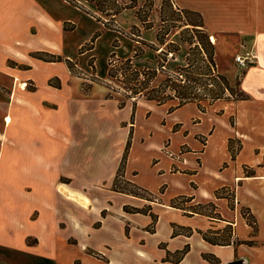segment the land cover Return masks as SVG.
<instances>
[{"label": "crops", "instance_id": "obj_1", "mask_svg": "<svg viewBox=\"0 0 264 264\" xmlns=\"http://www.w3.org/2000/svg\"><path fill=\"white\" fill-rule=\"evenodd\" d=\"M85 3L96 9L87 0H0V111L5 112L4 126L0 129V264H65L62 250L79 247L119 253L116 261L111 254L102 257L104 264H125L120 259L125 251L143 264H228L240 257H246L247 264H260L256 250L264 247L261 220L255 209L241 200L240 190L245 182L264 184V0H174L177 7L195 10L203 16L216 43L219 70L234 72L237 54L248 50L255 53L254 61L241 79L247 99L206 102L205 111L194 102L174 109L193 105L201 114L203 131L209 137L204 147H197L203 154V168L212 172H208L209 178H203V184L189 190L192 179L169 177L167 169L159 174L160 168L156 166L159 162L153 164V161L163 157H159L157 148L150 142L142 143L136 131L124 170L126 180L151 195L159 189L167 195L165 201L171 206L179 195L190 198L186 203L193 205H200L198 199L202 197L215 198L214 213L233 226L232 235L225 243L208 234L220 222L213 215L175 205L179 213L167 210L158 215L152 212L151 204L141 206L142 201L149 199L114 189L129 138L126 126L120 125L129 118L128 113H122L126 102L121 106L119 99L104 97L114 105L116 114H122L116 126L121 147L113 162L109 161L111 165L106 173H101V169L108 160L94 164L88 159V147L75 127L79 103L92 97L77 93V87L69 82L70 74L77 75L66 63L97 32L101 33L94 12L83 11ZM135 4L121 13L127 8L135 9L138 0ZM150 16L146 21L137 17L141 25H130V29L137 26L140 39L155 43L158 29L151 39L142 35V28L155 27ZM82 22L88 26L84 30L86 37L77 43L72 35ZM143 22L152 25L145 28ZM69 23L71 27H65ZM103 38L101 34L96 38L92 51ZM135 45L133 54L121 58L132 57L136 65L149 66L140 63L147 55L146 61L156 66L154 52L147 49L135 56ZM9 48L20 51L31 62ZM44 55L59 57L53 60ZM111 100L118 102L114 104ZM133 112L131 116L135 117ZM234 140L240 142L235 156L231 150ZM243 166L252 171L245 173ZM234 170L238 176L233 174ZM163 174L165 179L157 185V178ZM213 185L214 188H209ZM222 186H237L238 200L232 206L227 197L216 195ZM240 206L249 209L257 225L256 232L249 218L240 212ZM139 214L145 218L143 224L136 217ZM149 219L153 223L150 230ZM101 232L107 235L100 246L89 243L88 238ZM219 234L213 232L215 236ZM251 238L260 244H249ZM126 242L133 244L132 252L126 249ZM186 248V253L179 257ZM240 251L244 255L237 256ZM249 251L255 252L254 255ZM76 257L70 259V264Z\"/></svg>", "mask_w": 264, "mask_h": 264}, {"label": "rangeland", "instance_id": "obj_2", "mask_svg": "<svg viewBox=\"0 0 264 264\" xmlns=\"http://www.w3.org/2000/svg\"><path fill=\"white\" fill-rule=\"evenodd\" d=\"M69 1L76 2V0ZM119 2V4H122V6L125 7L132 5L131 0H119ZM167 2H172L174 7L176 6L174 0H167ZM163 3L164 0H154L152 9L149 10V0H138V5L135 9L127 8L123 13L116 16L115 19L118 27H114L112 24L110 25V27L114 29L106 28L102 23L98 22L96 19H93L95 22H98L100 26L99 31H101L100 34L101 36H104V38L98 43L95 50L92 51L91 49H85L84 47L81 49V51L79 49L78 53L73 57V70L71 72L77 76L70 74L69 82L77 87V93L79 95L84 94L88 95V97H92L90 100L81 101V103H79L77 110L79 114V120L76 123L75 128L77 129L79 135H81L85 140V147L87 146L89 150L88 152H90V157L88 158L89 160H91L94 164H99V160H108V164L105 166V168L101 169V173H106L107 168H109L111 165L110 162H113V156H115V153L119 150V147H121V142L119 141V130H117L116 126L119 118L122 116V114H116L114 105L112 103H108V100H104L108 90H106L102 85L108 81V63L112 52H116L120 57H127L133 54L132 48L135 43L133 40L127 37L126 33H129L128 35L132 37L137 36V32L130 29V25H141L139 19L134 14V11L141 7V18H144L147 12H149V15L151 14L149 19L154 23L155 27L152 30H145L142 28V35L146 39H151L152 35L157 32V29H159L160 26L163 29L167 26L170 28L169 35L166 37V39L169 41L171 40L174 43H168V46L171 49H179L177 53H175V59H171L167 63L168 69L173 70L176 69L177 66H185L187 64L185 58L189 52H191V59L196 58L197 55H195V52L191 51V47H193V45L186 43L185 40L197 42L200 39L201 42H204L203 33L191 31L193 26L185 25L186 21H196V17L191 13L184 11L177 12L173 7L172 10L175 11L170 9L166 14L168 21L161 25L162 22L160 17V9ZM82 9L86 13H98L97 10L89 3H85ZM65 27L70 28V23ZM87 27L88 26L82 22V25H79L77 32L72 35L76 37L77 43H80L85 39L86 33L84 30H86ZM92 36L88 39V41L92 38ZM181 36L182 39H184L183 41H181ZM89 42L85 43L84 45L88 44ZM115 42L119 44V47H113ZM8 50L31 62L29 57L22 55L20 51L12 48H9ZM147 54H151V51H148ZM44 57L46 59L56 60L59 56L44 55ZM146 58H148L147 55H145L143 59H140V63L154 67L153 64H149L146 61ZM163 58H165V56H163ZM245 69H241L236 63L234 72L218 70L225 74L229 78L230 83L236 88V83L238 80L240 81L242 79ZM201 71L204 72V70ZM205 77L206 76L203 78L205 79ZM211 82H213V80ZM110 86H112L116 91L122 94L124 93V90L119 83L111 82ZM202 91H204V89H202ZM119 96L120 98H117L119 101L124 99L123 96ZM112 102L116 104L118 101L113 100ZM133 103V99L126 100V106L122 113H128L129 118L126 120L122 118L125 121L122 120L120 125L126 126L127 136L130 132H132V136H134L136 131L137 135L142 138V143L150 142L151 145L154 146L153 148H157L159 157H163L162 159H154L153 161V164L159 162L156 163V166L160 168L159 174L165 173L167 169V175L169 177L172 176V178L175 179L185 178L186 180L188 179V181L189 178L192 179L189 190L196 188L198 183L203 184V181H205L203 178H209L210 174L208 172H211V170L203 168V154L197 146L199 145L204 147V144H207L209 133H205V131H203L205 127L201 125V114L198 112L196 107L189 105L183 109L174 110L171 112L170 107L172 105H176L177 101L167 103L164 106H159L155 103L148 102L143 98H139L136 101V106H133ZM1 108H4V106H1ZM132 111L135 112L134 119H132L131 116ZM4 113V111H0L1 130L3 129L5 121ZM120 130L122 131L123 127H121ZM184 130L185 132L183 133ZM200 132H204L203 134L205 135H202ZM231 150L234 156L236 155V152L240 150V142L238 140L231 142ZM243 169L245 173L252 171V169L248 166H243ZM205 170H207V173ZM233 174L237 175V172L234 170ZM165 176V174L161 175V177L159 176L157 178L156 184H160L161 181L165 179ZM220 176L223 177L224 175L220 174ZM209 188H214V185L209 186ZM216 195L218 197H227L229 200L227 202L230 206H232L233 203H236L238 200L237 186H222L216 191ZM146 196L149 200L142 201L141 206H144V204L145 206L151 204L150 207L152 208V212L155 214H163L166 213L167 210L175 213L180 212L171 206L169 201H165L167 195L161 194L159 189L156 191V193H152V195L146 194ZM240 196L244 203H248L249 206H251L257 212L258 218L261 220V235L264 236V184H260L258 181L245 182L244 186L240 190ZM198 200L200 205H193V203H186V197L179 195L175 197L173 202L175 206H184L186 210L190 211H201L206 214L213 215L215 218L219 219L218 221L220 222L215 225L214 229L209 230L208 234L210 237L217 238L221 243L228 241L229 237L232 235L233 226L224 222L225 219L222 215L214 213L216 207L213 202H217V200L215 198L203 199V197L199 198ZM137 203L139 204V202ZM134 210L137 211L136 209ZM239 210L249 218V222L251 225H253L256 232L257 225L253 223L254 218L249 214V209L245 206H240ZM136 217L142 221V224L145 222L143 215L139 214ZM151 222L149 219L147 223V228L149 230L152 229L153 226V223ZM213 232H220V234L215 236L213 235ZM105 235L107 234L104 232L95 234V236L93 235L92 237L88 238L89 243L95 246H100ZM247 242L254 245L260 244L256 238H251ZM127 246L128 247L126 249L132 252L134 249L133 244L128 243ZM246 247L247 246H243L244 249ZM150 249L153 250V247L150 246ZM104 251L105 252L92 247H79L72 248L71 250L63 249L61 256L63 257L65 264H70V259L76 256L77 257L73 261V264H104V262H102L100 259L102 257L107 258V255L110 254L113 255L112 252L107 249ZM256 251L258 254H260V264H264V247ZM243 252L244 251H240L237 256L244 255ZM248 253L250 255H254L255 252L249 251ZM118 255V252L113 255L114 260H117ZM120 259L125 264H143V261L139 260L140 262H137L135 257L126 251L125 254L120 257Z\"/></svg>", "mask_w": 264, "mask_h": 264}, {"label": "trees", "instance_id": "obj_3", "mask_svg": "<svg viewBox=\"0 0 264 264\" xmlns=\"http://www.w3.org/2000/svg\"><path fill=\"white\" fill-rule=\"evenodd\" d=\"M87 1L96 7L98 13H93V15L106 28L114 29L110 27L111 24L114 27H118L115 18L123 11V9H125V6L119 4L117 0ZM136 1L137 0H132V5L130 7H134V5H136ZM148 5L149 10L152 9L153 0H149ZM173 7L174 4L172 2L168 3L167 0H164L160 9L161 25L168 21L166 14L170 9L172 10ZM174 8L177 12L184 11L191 13L196 17V21H186L185 23V25L193 26L191 31L203 33L204 42H201L200 39L197 42L185 40L186 43L193 45V47H191V51L195 52V55H197L196 58L191 59V52H189L185 58L187 61L185 66H177L176 69L173 70L168 69L167 63L171 59H175V53H177L179 49H171L168 46V43H174L171 40L170 42L166 39L169 35L170 28L167 26L163 29L160 26L155 36L156 42L151 43L140 39L139 28L137 26H133L131 30H135L137 32V36L133 37L136 41L134 55H142L145 50L149 49L154 52V61L156 62V66H138L135 64L132 57L121 58L117 56L116 52H113L108 63V81L103 84L108 90L106 97L120 98L119 95L123 96L124 99L120 101L121 106L125 104L127 99H133L134 105H136V101L139 98L156 102L159 105L177 101L176 105H172L170 107V111L191 102L196 103L202 111H205L204 103L206 102L212 104L216 100L247 99L248 95L241 88V80L237 81L235 88L230 83L229 78L218 70L216 61V43L212 40L213 34L206 27L201 13L191 9H182L177 6ZM140 11V8L136 11L137 17L141 21H146L149 16V12L145 14L144 18H141ZM143 24L145 28H149L152 25V23L144 22ZM99 35L100 33L97 32L91 41L83 46V48L92 49L94 42ZM183 40L184 39H182L181 36V41ZM114 46H118L117 42L114 43ZM163 56H165V58H163ZM66 63L72 71V61L66 60ZM201 70H204V72ZM204 76H206L205 79L203 78ZM212 80L213 82H211ZM111 82L119 83L123 88L124 93L122 94L110 86ZM202 89H204V91H202ZM132 119H134V114ZM131 139L132 132L129 133L125 153L114 181V189L148 199L146 194H151L147 190L124 178L125 164L129 147L131 145ZM186 199L190 200V198ZM171 204L174 206L173 201ZM144 211L147 212L148 209ZM186 251L187 248L182 250L179 257L184 255Z\"/></svg>", "mask_w": 264, "mask_h": 264}, {"label": "built area", "instance_id": "obj_4", "mask_svg": "<svg viewBox=\"0 0 264 264\" xmlns=\"http://www.w3.org/2000/svg\"><path fill=\"white\" fill-rule=\"evenodd\" d=\"M254 59L255 53L252 50H248L245 53H239L235 57V61L241 69L247 68L248 65L254 61Z\"/></svg>", "mask_w": 264, "mask_h": 264}, {"label": "water", "instance_id": "obj_5", "mask_svg": "<svg viewBox=\"0 0 264 264\" xmlns=\"http://www.w3.org/2000/svg\"><path fill=\"white\" fill-rule=\"evenodd\" d=\"M248 260L246 257H240L235 260L230 261L228 264H247Z\"/></svg>", "mask_w": 264, "mask_h": 264}]
</instances>
